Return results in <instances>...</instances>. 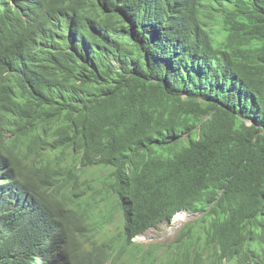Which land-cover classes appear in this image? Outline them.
I'll list each match as a JSON object with an SVG mask.
<instances>
[{"label": "trees", "instance_id": "16d2710c", "mask_svg": "<svg viewBox=\"0 0 264 264\" xmlns=\"http://www.w3.org/2000/svg\"><path fill=\"white\" fill-rule=\"evenodd\" d=\"M27 134L69 158L73 195L118 210L127 242L186 209L193 264H264V0H0V174L55 185ZM8 202L0 184V264H106L61 250L72 228L7 220Z\"/></svg>", "mask_w": 264, "mask_h": 264}, {"label": "clouds", "instance_id": "9594fccd", "mask_svg": "<svg viewBox=\"0 0 264 264\" xmlns=\"http://www.w3.org/2000/svg\"><path fill=\"white\" fill-rule=\"evenodd\" d=\"M26 139L27 143L35 147V150L40 153L41 157L49 165L57 182L55 185H49L30 167L24 168V171L32 175L33 179L20 178L16 180L10 176H2L0 174V184L4 186L9 197L7 212L10 213V210H12L17 217H23L25 223H32L38 228L46 227L54 233H64L69 228L74 229L76 234L75 241L64 244L61 248V250L67 251L70 256L83 255V252H89L92 257L101 258V255H103L106 264H141L142 261L129 254V251H136V247L133 244H140L142 249L143 246H149V248L152 245L156 246L157 264L194 263V253L192 249L186 252L188 244L179 241V233L170 242H150L148 245L137 241V238L144 235L150 228L163 222L171 221L179 212H187L189 215L198 214L195 218L200 216L201 213L181 209L171 217L152 224L140 233H135L130 237V242H127L124 236H119L120 222L117 209H115L114 218L109 219L103 213V204L96 197H87L82 192L78 195L71 193L75 182L72 181L68 173L69 158L62 152L54 150L48 138L36 139L27 134ZM7 161L9 160L0 154V172L3 170L7 171V165H5ZM78 172L79 170L76 171V174ZM79 177L80 175L76 180ZM11 216L12 213L6 219L9 220ZM195 218L190 219L187 223ZM112 226L116 227V232L112 231ZM131 242L132 244H130ZM174 242L188 256L177 255L173 252L169 246H174ZM202 255L208 260L209 264H242L237 251L228 252L222 256L219 253L202 249ZM84 260H87L85 256ZM60 264H73V260L60 261ZM246 264L248 263L246 262Z\"/></svg>", "mask_w": 264, "mask_h": 264}, {"label": "rangeland", "instance_id": "374dc122", "mask_svg": "<svg viewBox=\"0 0 264 264\" xmlns=\"http://www.w3.org/2000/svg\"><path fill=\"white\" fill-rule=\"evenodd\" d=\"M197 215L179 212L171 221L163 222L147 230L144 235L137 238V241H141L146 245L150 244V242H170L176 238L187 221L195 218ZM111 229L113 232H116L115 226H112Z\"/></svg>", "mask_w": 264, "mask_h": 264}]
</instances>
